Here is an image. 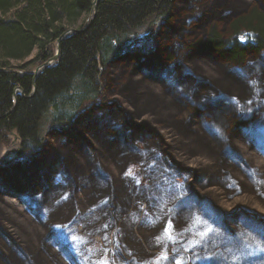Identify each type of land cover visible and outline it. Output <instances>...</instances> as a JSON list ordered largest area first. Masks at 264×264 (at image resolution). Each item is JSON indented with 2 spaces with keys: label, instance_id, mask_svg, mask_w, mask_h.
I'll return each instance as SVG.
<instances>
[{
  "label": "trees",
  "instance_id": "trees-1",
  "mask_svg": "<svg viewBox=\"0 0 264 264\" xmlns=\"http://www.w3.org/2000/svg\"><path fill=\"white\" fill-rule=\"evenodd\" d=\"M93 6L0 0V264H264V0Z\"/></svg>",
  "mask_w": 264,
  "mask_h": 264
},
{
  "label": "rangeland",
  "instance_id": "rangeland-1",
  "mask_svg": "<svg viewBox=\"0 0 264 264\" xmlns=\"http://www.w3.org/2000/svg\"><path fill=\"white\" fill-rule=\"evenodd\" d=\"M90 16H92L91 14H90ZM91 18V17H90ZM53 62V61H52ZM51 62V63H52ZM50 65V64H49ZM37 67H35V68H33V70H35ZM40 74V73H39ZM38 74V75H39ZM37 75V76H38ZM61 106H62V104H61ZM66 107H68V106H66ZM16 137L14 138V140L13 141H16ZM137 165V164H136ZM6 196H7V199L9 200V201H11V202H13L14 204H16V205H19L20 207H23V203H22V201H20L18 198H16V197H14V196H11V195H8V194H6ZM78 200L80 201V203H78V207H77V209L78 210H76V213H75V216H74V218H78V217H80L81 215L83 216L86 212H88L89 211V208H93V206H94V204H93V202H90L89 200H87V197L86 196H80L79 198H78ZM66 211H67V209H66ZM81 211V213H79ZM70 212V213H69ZM75 212V210H73V211H67V213H69L68 215L69 216H67V213H66V215L64 216L63 215V217H64V219L63 220H70V216L72 215H74L73 213ZM78 232H79V230H78ZM99 238L100 237H96V239H95V237H93V239L95 240V241H99ZM96 243H98V242H96Z\"/></svg>",
  "mask_w": 264,
  "mask_h": 264
},
{
  "label": "water",
  "instance_id": "water-1",
  "mask_svg": "<svg viewBox=\"0 0 264 264\" xmlns=\"http://www.w3.org/2000/svg\"><path fill=\"white\" fill-rule=\"evenodd\" d=\"M96 3H97V0H94V6H93V10H92V12H91V20L89 21V24L91 23V21H92V18H93V16H94V14H95V9H96ZM78 30L77 29H75V28H73V29H70V30H68L67 32H65L59 39H58V44H57V52H56V54L52 57V58H50L49 60H47L44 64H42L41 66H39V67H37L35 70H32L31 72L32 73H34V75L35 76H37L46 66H48L52 61H54V60H56L57 58H58V54H59V46H60V40L63 38V37H65V36H67L68 34H71V33H74V32H77ZM35 85H34V89H33V92L32 93H34V91H35ZM17 93H19V94H21V95H25L24 94V92H23V90L21 89V88H18V90L16 91V93H15V95L17 94ZM15 102H16V98H15ZM19 151H20V149H19Z\"/></svg>",
  "mask_w": 264,
  "mask_h": 264
},
{
  "label": "snow or ice",
  "instance_id": "snow-or-ice-1",
  "mask_svg": "<svg viewBox=\"0 0 264 264\" xmlns=\"http://www.w3.org/2000/svg\"><path fill=\"white\" fill-rule=\"evenodd\" d=\"M264 241H258L255 243V248L253 249L254 251H264ZM248 248H252L253 246L251 244L246 245ZM250 254V253H247ZM240 257H234V259H239Z\"/></svg>",
  "mask_w": 264,
  "mask_h": 264
},
{
  "label": "bare ground",
  "instance_id": "bare-ground-1",
  "mask_svg": "<svg viewBox=\"0 0 264 264\" xmlns=\"http://www.w3.org/2000/svg\"><path fill=\"white\" fill-rule=\"evenodd\" d=\"M58 48V47H57ZM56 52H57V50H56ZM56 54V53H55ZM34 89V88H33Z\"/></svg>",
  "mask_w": 264,
  "mask_h": 264
}]
</instances>
